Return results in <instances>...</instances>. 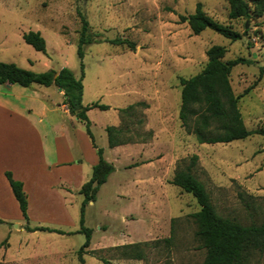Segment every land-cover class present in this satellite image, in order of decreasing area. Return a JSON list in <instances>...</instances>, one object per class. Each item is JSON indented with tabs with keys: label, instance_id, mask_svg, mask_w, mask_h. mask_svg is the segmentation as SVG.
<instances>
[{
	"label": "rangeland",
	"instance_id": "1",
	"mask_svg": "<svg viewBox=\"0 0 264 264\" xmlns=\"http://www.w3.org/2000/svg\"><path fill=\"white\" fill-rule=\"evenodd\" d=\"M197 2L214 20L242 33L241 38L232 41L209 28L194 34L183 17ZM77 11L88 21L92 41L83 46L82 102L109 105L105 110L90 108L88 117L95 144L114 165L95 200L85 207L84 225L91 228V238L84 264H104L96 254L108 264H203L205 248L191 216L199 206L190 193L170 183L175 168L186 166L197 154L191 171L203 183L215 211L242 223L261 221L264 135L198 143L178 117L179 79L201 71L205 52L214 44L224 46V60L247 59L231 69L229 82L244 125L264 128V76L258 73L264 64V10L257 13L251 6L249 18L230 19L229 0H0V61L35 72L67 66L79 77ZM28 30L40 31L46 53L23 40ZM115 38L134 47L111 42ZM34 87L56 103L47 118L56 123L58 143L70 147L74 136L83 132L93 147L83 123L61 107L59 89ZM137 102L143 104L119 114V108ZM107 125L119 126L121 138L129 142L109 147ZM71 152L76 155L74 147ZM86 152L89 178L92 158ZM39 163L33 160V165ZM54 169L47 173L35 167L37 177L27 179L28 219L22 217L17 201L0 202V264H81L76 252L85 241L78 231L83 196L78 191L66 195L61 183L51 187L60 182ZM26 225L63 233L29 231ZM143 241L149 244L143 247L142 259L123 257L114 248ZM245 264H264V249L253 251Z\"/></svg>",
	"mask_w": 264,
	"mask_h": 264
},
{
	"label": "trees",
	"instance_id": "2",
	"mask_svg": "<svg viewBox=\"0 0 264 264\" xmlns=\"http://www.w3.org/2000/svg\"><path fill=\"white\" fill-rule=\"evenodd\" d=\"M251 6L257 13L264 10V0H229L228 17L230 19L249 18ZM81 27L79 30L76 53L80 60V75L76 77L73 71L67 67L59 69L49 68L44 71L35 72L19 67L12 62L0 61V84L17 83L21 86L39 84L44 86L54 85L66 94L63 103L66 104L68 112L83 123L87 135L91 139L93 147L96 148L97 162L91 168L90 177L82 183L78 193L82 194L79 206L78 231L85 234V241L77 249V257L81 264H84L83 254L87 253L91 238V228L84 225L85 207L89 202L94 201L97 191L104 183L109 174L114 171V165L103 156V149L95 144L94 136L90 127V120L87 111L90 108L108 109L109 105L97 101L83 104V46L92 42L88 37L89 24L86 18L77 11ZM187 21L194 34L209 28L232 41L241 38L242 33L234 30L227 24L220 23L207 15L202 9V4L197 2L192 13L183 17ZM23 40L32 45L35 50L46 53V42L40 31L28 30L22 33ZM113 43H127L130 48L134 45L124 38L112 39ZM225 48L222 45H211L205 52L207 62L198 73L180 80V105L178 117L187 133L194 135L198 143L230 142L243 139L256 133L264 135V128L248 129L244 123L237 106L238 96L233 93L229 82L231 69L244 62H249L243 57H235L224 60ZM259 76H264V64L258 66ZM136 104L131 103L118 109L120 115L132 110ZM107 143L109 147L129 142L121 138V128L115 125L105 126ZM198 160L197 154L190 156L189 163L182 167L175 168L170 183L179 187L184 192L190 193L196 200L199 209L193 213L196 224V237L205 248L203 264H245L248 256L256 250L264 249V219L261 221H250L242 223L234 218L219 215L209 198V195L198 178L192 173ZM14 198L18 203L19 211L23 218L27 215V194L23 189V182L15 179L8 170L4 172ZM36 229L55 231L63 233L59 229L45 226L30 227ZM149 242H132L116 245L120 255L126 258L142 259L144 257V246ZM96 258L104 264L108 261L96 254Z\"/></svg>",
	"mask_w": 264,
	"mask_h": 264
},
{
	"label": "crops",
	"instance_id": "3",
	"mask_svg": "<svg viewBox=\"0 0 264 264\" xmlns=\"http://www.w3.org/2000/svg\"><path fill=\"white\" fill-rule=\"evenodd\" d=\"M58 92L64 98L63 92ZM55 104V101L48 100L47 94L36 89L34 84L28 87L17 83L0 84V202L3 199L16 201L4 175L6 170L12 173L13 178L21 179L28 200L26 183L28 178L37 177L35 167L47 173L51 172V167H55L54 170L59 171L57 177L60 182L55 181L51 187H57L61 183L66 186V189L61 188L66 195L78 191L88 179V171L84 169V153H87L86 150L90 153L92 161L87 166L92 168L98 160L95 149L83 132L74 136L70 147L58 143L56 123H50L47 118L51 105ZM61 107L68 112L65 103L62 102ZM120 146L123 145L112 148ZM72 147L75 148L76 155L71 152ZM60 154H64L66 158H60ZM33 160L40 161L41 167L33 165ZM25 162L28 164L25 165Z\"/></svg>",
	"mask_w": 264,
	"mask_h": 264
},
{
	"label": "water",
	"instance_id": "4",
	"mask_svg": "<svg viewBox=\"0 0 264 264\" xmlns=\"http://www.w3.org/2000/svg\"><path fill=\"white\" fill-rule=\"evenodd\" d=\"M58 89L60 90V88H58ZM63 95H64V97L66 96V94H64V93H63Z\"/></svg>",
	"mask_w": 264,
	"mask_h": 264
}]
</instances>
